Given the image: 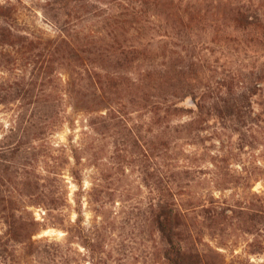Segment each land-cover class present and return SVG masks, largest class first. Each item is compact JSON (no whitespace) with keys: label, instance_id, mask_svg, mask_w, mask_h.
<instances>
[{"label":"rangeland","instance_id":"obj_1","mask_svg":"<svg viewBox=\"0 0 264 264\" xmlns=\"http://www.w3.org/2000/svg\"><path fill=\"white\" fill-rule=\"evenodd\" d=\"M43 4L44 0H0L17 31L42 40L59 32L44 16ZM206 8L211 13L207 11L198 26L205 53L199 88L208 86L209 91L199 92L207 103L217 100L232 114L195 123L197 143L182 130L159 166L166 173L172 167L195 171L189 186L175 187L181 189L183 201L213 195L247 202L254 194L264 196V0H205ZM1 58L0 84L28 77L27 66L17 70L7 64V57L3 62ZM55 72L58 86L53 96L60 95L61 104L58 119L45 133L4 138L16 125L22 101L0 103V145L9 143L7 151L0 149V233L7 229V215H21L36 221L32 239L41 240L39 253L18 246L7 264H166L151 218L156 197L152 142L158 129L152 115L118 94L124 115L98 131L90 125V115L74 107L64 93L65 70ZM179 105L196 111L189 97ZM105 112L104 108L94 115ZM238 115H246L245 120L239 121ZM191 117L184 113L171 116L169 122L176 125ZM58 196L64 204L46 206ZM8 202L12 204L6 210ZM206 237L212 246L218 245L216 238ZM224 242L217 248L227 262L264 264V228L256 236L234 232ZM251 242L260 243L263 251L247 253Z\"/></svg>","mask_w":264,"mask_h":264},{"label":"trees","instance_id":"obj_2","mask_svg":"<svg viewBox=\"0 0 264 264\" xmlns=\"http://www.w3.org/2000/svg\"><path fill=\"white\" fill-rule=\"evenodd\" d=\"M204 1L44 0L43 14L59 30L56 37L44 40L17 31L8 22L7 6L0 5L2 62L7 57V64L15 69L29 68L28 77H22L21 82L0 84V103L13 99L23 102L16 125L4 138L45 133L54 125L61 104L60 95L53 96L58 86L55 71L60 68L67 74L64 93L74 107L90 115L94 129L104 130L109 121L124 115L118 94L129 98V105L152 115L158 129L152 142L156 197L151 218L166 264H234L227 262L217 248L225 246V236L234 232L256 236L264 228V196L254 194V199L247 202H230L213 195L183 201L179 197L181 189L175 187L189 186L195 171L172 167L173 171L166 173L159 166V159L180 138L182 130L187 131L184 136L190 142L197 143L200 135L198 129L193 130L195 123L211 115L228 119L232 114L230 107L223 109L214 99L207 103L204 92H199L209 91L208 86L199 88L205 53L198 26L210 10H203ZM238 14L243 18L242 12ZM186 97L194 102L197 112L179 105ZM104 108V114L94 115ZM184 113L191 114L189 121L176 125L169 122L171 116ZM245 116L238 115L237 119L244 121ZM238 132L243 133L240 129ZM8 148L9 143L0 145L4 151ZM63 202L58 196L45 204L53 208ZM10 203L3 205L6 210ZM4 223L7 229L0 233V264H7L18 246L27 253L40 252L41 240L32 239L36 233L34 219L9 214ZM206 236L216 238L218 245L212 246ZM262 251L260 243H248L247 253Z\"/></svg>","mask_w":264,"mask_h":264}]
</instances>
